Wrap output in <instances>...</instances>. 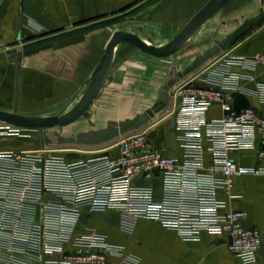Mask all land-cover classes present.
<instances>
[{"label": "crops", "instance_id": "obj_1", "mask_svg": "<svg viewBox=\"0 0 264 264\" xmlns=\"http://www.w3.org/2000/svg\"><path fill=\"white\" fill-rule=\"evenodd\" d=\"M209 0H0V109L26 115H49L74 106L88 85V79L101 60L114 31L138 33L154 45L173 39ZM264 0H231L213 15L172 58L157 57L129 42H120L114 53L110 78L89 108V117H79L68 130L69 140L95 141L109 125H119L146 110L168 93V105L141 128L113 136L115 142L96 146L101 153L117 154L115 144L129 133L151 126L157 135L151 145L163 148L165 154L180 156L179 132L171 131L168 121L174 116L180 98L175 92L182 84L204 72L210 65L229 56L253 57L264 51ZM235 38L234 33L240 31ZM21 38V40H20ZM220 49H215L216 45ZM21 50V66L16 70L14 54ZM199 56L204 61L169 88L168 81ZM253 80H243L247 89L264 82V69L246 70ZM264 115V102L250 97ZM221 106L213 104L206 116L219 119ZM157 117L155 120L152 121ZM165 131V132H164ZM34 139V138H33ZM22 141H27L23 145ZM32 141L35 147H30ZM22 143V144H19ZM94 143V142H93ZM91 145V144H90ZM94 146V147H95ZM41 139L28 137L0 142V150L37 149ZM264 132L256 135L255 147L231 153L242 167L264 166L260 151ZM213 154L206 152V162ZM159 189V187H156ZM232 194L235 197H230ZM226 207L241 210L264 233V173H245L237 177L229 193L219 192ZM120 215L113 209L84 211L78 228L92 227L107 240L125 246L137 255V264H243L229 248V237L203 232L199 239L182 240L178 234L159 222L139 218L129 234L119 224L103 215ZM85 216L86 221L81 223ZM122 217V216H121ZM118 234L128 243L112 239ZM223 242H217V239ZM114 263L118 258L111 259ZM264 264V254L260 253Z\"/></svg>", "mask_w": 264, "mask_h": 264}, {"label": "built area", "instance_id": "obj_2", "mask_svg": "<svg viewBox=\"0 0 264 264\" xmlns=\"http://www.w3.org/2000/svg\"><path fill=\"white\" fill-rule=\"evenodd\" d=\"M258 67L264 69V51L229 56L178 88L173 117L180 156L151 145V126L121 138L114 145L117 154L72 158L44 146L0 150V264H137L140 258L125 246L92 227L78 228L84 211L109 209L121 214L123 233L146 218L184 241L203 232L227 235L243 264H262L261 232L243 226L244 211L221 212L226 203L219 197L240 175L264 173V166L248 169L231 156L254 148L257 133L264 132V115L250 100L264 102V82L252 89L242 84L253 80L245 71ZM234 92L245 94L250 105L225 113L232 109ZM215 103L224 115L209 119L206 112ZM0 123L7 124L1 135L28 137L20 131L27 127Z\"/></svg>", "mask_w": 264, "mask_h": 264}, {"label": "water", "instance_id": "obj_3", "mask_svg": "<svg viewBox=\"0 0 264 264\" xmlns=\"http://www.w3.org/2000/svg\"><path fill=\"white\" fill-rule=\"evenodd\" d=\"M231 0H209L184 26V28L169 42L163 45H154L142 38L138 33L128 30H116L108 41L105 52L99 61L98 65L94 69L90 78L88 79V85L84 90L82 96L77 103L69 109L63 108L59 112L49 115H26L14 110L0 109V122H6L24 127L36 128L40 131L46 127H54L56 125H68L75 121L77 118L89 117V108L92 105L95 98L101 92L106 81L110 78V71L113 64L115 48L120 42H129L141 50L148 52L157 57H167L180 51L191 38L197 33V31L221 8H223ZM264 14V12H263ZM241 33L237 31L232 37L238 36ZM220 45H216L215 49H220ZM15 56L16 70L17 72L21 66V58L23 52L17 51ZM204 61V56H199L192 64L185 67L183 71H180L175 77H171L168 81V87H173L176 82L185 77L197 66ZM233 104L232 109L225 113H230L233 110H240L250 105L249 98L240 92H234L232 94ZM168 93L162 92L159 99L148 108L146 112L137 115L132 119H126L119 123V125H109L103 130L100 136L103 139H111L119 133H127L132 130L141 128L150 117H154L156 113L162 111L168 105ZM171 131L176 129V120L174 117L168 121ZM157 135L156 130L150 131L148 134L149 142L154 139ZM264 149V147H263ZM243 226L247 229H256L254 221L250 218L242 220ZM231 241V237L229 238ZM223 239L218 238L217 242H223ZM225 242V241H224ZM260 253L264 254V233H260Z\"/></svg>", "mask_w": 264, "mask_h": 264}, {"label": "rangeland", "instance_id": "obj_4", "mask_svg": "<svg viewBox=\"0 0 264 264\" xmlns=\"http://www.w3.org/2000/svg\"><path fill=\"white\" fill-rule=\"evenodd\" d=\"M169 57L168 59H170V61H172L174 57ZM172 59V60H171ZM157 117H155L153 120H155ZM7 124L5 123H0V132L4 131L6 128ZM13 127V126H12ZM71 126L68 125H56L54 127H46L44 128L42 131L36 129V128H30L27 127L26 129H21V133H25L28 135V139L30 140H37L38 135L40 136L41 139V146L50 148L52 150H54V152L56 153H61V154H65L67 156H70L72 158H84V157H91L94 155H99L101 153V149H95L96 146H105L107 144L113 143L115 142V138L114 139H103V136H100L99 139L95 140V141H89V140H69L67 139V137L70 135L68 134V130ZM16 128V127H13ZM9 131V130H8ZM165 132V131H164ZM101 135V134H100ZM18 139L16 138V136H13L11 133L7 134V135H1L0 134V142H4V141H13V139ZM34 138V139H33ZM32 141L28 142V144L30 145V147H35V145H33V143H31ZM94 142V143H93ZM23 145H25L27 143V141H22ZM19 143V144H22ZM95 143H97V145L95 146ZM91 144V145H90ZM95 146V147H94ZM104 218H107L110 222L112 223H116L119 224L122 220V217L120 215H107L104 214L103 215ZM87 219L85 216H83L81 218V223L82 221L85 222ZM134 226V223L132 225V227ZM133 229V228H132ZM113 240L116 241H120L123 243H128L129 241L127 239H125L124 237L115 234L112 236Z\"/></svg>", "mask_w": 264, "mask_h": 264}, {"label": "bare ground", "instance_id": "obj_5", "mask_svg": "<svg viewBox=\"0 0 264 264\" xmlns=\"http://www.w3.org/2000/svg\"><path fill=\"white\" fill-rule=\"evenodd\" d=\"M43 130V129H42Z\"/></svg>", "mask_w": 264, "mask_h": 264}]
</instances>
